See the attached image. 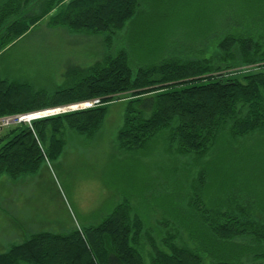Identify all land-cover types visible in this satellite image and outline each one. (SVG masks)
Instances as JSON below:
<instances>
[{
	"label": "trees",
	"instance_id": "trees-1",
	"mask_svg": "<svg viewBox=\"0 0 264 264\" xmlns=\"http://www.w3.org/2000/svg\"><path fill=\"white\" fill-rule=\"evenodd\" d=\"M144 1L0 0V54L43 20L52 29L101 34L106 47L100 60L72 69L60 85L46 78L49 87L37 88L0 73V117L98 101L1 132L0 177L15 181L57 160L64 131L94 135L115 101L125 105L116 140L127 153L161 140L167 157L199 163L220 141L264 132V46L258 41L226 34L208 59L181 58L176 45L141 56L123 48L111 52L118 34L144 15ZM181 168L187 185L176 201L192 215L197 240L168 222L154 234L126 199L96 226L30 234L0 252V264H264V219L215 209L209 172L189 163ZM204 244L217 253L205 254Z\"/></svg>",
	"mask_w": 264,
	"mask_h": 264
},
{
	"label": "rangeland",
	"instance_id": "rangeland-1",
	"mask_svg": "<svg viewBox=\"0 0 264 264\" xmlns=\"http://www.w3.org/2000/svg\"><path fill=\"white\" fill-rule=\"evenodd\" d=\"M140 8L144 15L118 34L112 53L123 48L141 56L144 50L176 45L181 58L208 59L226 34L264 46V0H146ZM105 52L101 34L52 29L43 20L0 54V73L37 88L49 87L46 78L60 85L72 69L92 65ZM124 106L110 103L92 136L65 130L60 157L36 173L15 181L0 177V252L36 232L61 234L96 226L126 199L151 232H163L168 222L187 240H197L198 233L189 228L192 215L176 201L180 186L187 185L181 183L184 163L209 172L212 207L247 210L264 219V132L220 141L199 163L194 157H167L161 140L145 151L127 153L116 140ZM47 110L60 107L40 112ZM204 247L205 254L217 253L213 244Z\"/></svg>",
	"mask_w": 264,
	"mask_h": 264
},
{
	"label": "built area",
	"instance_id": "built-area-1",
	"mask_svg": "<svg viewBox=\"0 0 264 264\" xmlns=\"http://www.w3.org/2000/svg\"><path fill=\"white\" fill-rule=\"evenodd\" d=\"M88 106H89L88 103H80V104H76V105L60 107V110H58L59 113H56L54 115L62 114V113L69 112V111L84 109ZM52 111L53 110H47V111H43V112H40V111L34 112V113L30 114L31 116L29 114H16V115L0 117V133L4 129H7V128L12 127V126L21 125V124L28 125L30 127L31 122H33L34 120L41 119V118L48 117V116H53V115H47V116L40 117L42 114L51 113ZM60 111H65V112H60ZM36 116L37 117L39 116V117L36 118Z\"/></svg>",
	"mask_w": 264,
	"mask_h": 264
},
{
	"label": "bare ground",
	"instance_id": "bare-ground-1",
	"mask_svg": "<svg viewBox=\"0 0 264 264\" xmlns=\"http://www.w3.org/2000/svg\"><path fill=\"white\" fill-rule=\"evenodd\" d=\"M66 111V110H65ZM65 111H60V112H65ZM56 113H59V111H52L51 113H45V114H42L40 117H42V116H47V115H53V114H56ZM30 115V114H29ZM31 116V115H30ZM39 117V116H38ZM37 116H36V118H38Z\"/></svg>",
	"mask_w": 264,
	"mask_h": 264
}]
</instances>
